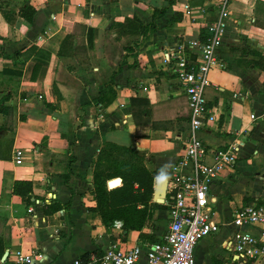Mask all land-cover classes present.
Instances as JSON below:
<instances>
[{
  "label": "crops",
  "instance_id": "0c3cea01",
  "mask_svg": "<svg viewBox=\"0 0 264 264\" xmlns=\"http://www.w3.org/2000/svg\"><path fill=\"white\" fill-rule=\"evenodd\" d=\"M26 4L35 11L31 27L20 16ZM166 6V0H0V105L14 110L0 114V249L8 253L2 264L88 262L111 245L162 238L168 216L161 207L141 230H125L118 220L103 225L91 194L94 162L106 146L134 147L148 154L155 181L168 174L182 152L189 110L170 69L174 61L164 58L199 40L222 13V67L210 71L204 92L218 120L198 138L218 148L237 141L239 158L236 176H222L212 189L220 231L197 244L194 258L230 264L224 246L238 230L233 210L264 200V72L247 65L253 52L264 55V0H177L157 15ZM16 181L31 182L33 203L12 194ZM54 204L61 208L49 214ZM137 264H147L143 253Z\"/></svg>",
  "mask_w": 264,
  "mask_h": 264
},
{
  "label": "built area",
  "instance_id": "2783aa9c",
  "mask_svg": "<svg viewBox=\"0 0 264 264\" xmlns=\"http://www.w3.org/2000/svg\"><path fill=\"white\" fill-rule=\"evenodd\" d=\"M227 1L221 0L223 5ZM185 12L189 14L186 6ZM223 14L206 27L204 42L191 41L186 49L180 46L174 56L170 54L164 58V61H174L170 69L176 73L184 90L189 110L182 152L163 178L166 185L161 205L168 208L164 235L154 244L129 248L111 245L100 256L91 255L88 262L78 258L70 264H137L142 253L147 264H195L197 244L219 233L222 223L214 207L216 195L212 189L222 176H236L240 143L234 141L226 147H212L204 144L198 133L210 129L218 120L207 107L204 92L210 86V71L222 67L217 52L226 31ZM250 117L254 119L253 115ZM20 155L16 153V160ZM231 222L238 230L225 241L230 264H247L264 258V200H253L236 207ZM247 229H255L257 234ZM25 261L28 263L29 259L25 258Z\"/></svg>",
  "mask_w": 264,
  "mask_h": 264
},
{
  "label": "trees",
  "instance_id": "16d2710c",
  "mask_svg": "<svg viewBox=\"0 0 264 264\" xmlns=\"http://www.w3.org/2000/svg\"><path fill=\"white\" fill-rule=\"evenodd\" d=\"M177 0H166L167 6L157 11L160 15L165 9L172 6ZM35 11L28 4L24 5L20 10V16L27 27H31L32 18ZM156 18L154 13L153 19ZM155 24H150L148 29H155ZM207 37L206 29L200 31L199 40L204 42ZM78 48L81 52L83 49V40L78 42ZM78 51V52H79ZM61 54V50H60ZM254 60L247 62L252 68H257L264 72V55L253 52ZM84 65L86 61L81 59L78 62ZM122 65L114 70L112 78L121 69ZM35 74V73H34ZM35 78V75L33 79ZM140 102H145L139 100ZM134 102V100H132ZM98 103V100L95 102ZM145 104V103H143ZM14 110L0 105V114L12 116ZM25 119V118H21ZM1 129V128H0ZM9 150V148H8ZM5 147L0 146V159H4L3 152ZM149 156L146 152L138 151L134 147H115L106 146L101 150L100 154L94 162L93 180L91 194L95 201V212L101 218L103 225L109 228L114 221H121L125 230H141L143 226L151 220L154 208H168L163 205L151 204L156 171L149 170L145 163ZM121 178V186L109 189L107 181ZM64 183L67 184L69 175L63 176ZM114 181V180H112ZM111 182V181H110ZM12 194L20 197L25 204L29 205L34 202L32 197V184L29 181H16L13 184ZM138 206H142L139 209ZM67 205L64 206L66 208ZM61 206L52 205L49 214L59 211ZM149 210V212H148ZM140 239L145 241V236L140 234ZM158 240H151L150 244L158 243ZM97 256L100 254L95 253ZM3 256V250L0 249V257Z\"/></svg>",
  "mask_w": 264,
  "mask_h": 264
},
{
  "label": "water",
  "instance_id": "95a60500",
  "mask_svg": "<svg viewBox=\"0 0 264 264\" xmlns=\"http://www.w3.org/2000/svg\"><path fill=\"white\" fill-rule=\"evenodd\" d=\"M165 176L159 177L155 181V188H154V195H153V202L156 204H163L164 198H165V185L166 181L163 180ZM119 179V178H117ZM120 183H122V180L119 179ZM109 182V181H108ZM107 182V186H108ZM8 253L5 252L1 258V262H4V260L7 258Z\"/></svg>",
  "mask_w": 264,
  "mask_h": 264
},
{
  "label": "bare ground",
  "instance_id": "6f19581e",
  "mask_svg": "<svg viewBox=\"0 0 264 264\" xmlns=\"http://www.w3.org/2000/svg\"><path fill=\"white\" fill-rule=\"evenodd\" d=\"M117 184H118V182H115V181H111V182H109V186H110L111 188H115Z\"/></svg>",
  "mask_w": 264,
  "mask_h": 264
},
{
  "label": "rangeland",
  "instance_id": "374dc122",
  "mask_svg": "<svg viewBox=\"0 0 264 264\" xmlns=\"http://www.w3.org/2000/svg\"><path fill=\"white\" fill-rule=\"evenodd\" d=\"M121 179V178H120ZM112 180H114L115 182H116V180H119V179H112ZM112 180H109V182L110 181H112ZM108 182V181H107ZM108 182V183H109ZM118 182V181H117ZM120 185V184H119ZM108 188H109V185H108ZM110 189V188H109ZM236 227V226H235ZM223 242H224V240H221V241H219V244H223ZM199 264H202V263H200V261H199Z\"/></svg>",
  "mask_w": 264,
  "mask_h": 264
}]
</instances>
